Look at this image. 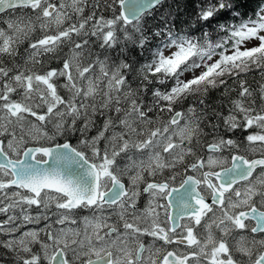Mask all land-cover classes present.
Segmentation results:
<instances>
[{"label": "snow or ice", "instance_id": "6c2138e0", "mask_svg": "<svg viewBox=\"0 0 264 264\" xmlns=\"http://www.w3.org/2000/svg\"><path fill=\"white\" fill-rule=\"evenodd\" d=\"M0 264H264V0H0Z\"/></svg>", "mask_w": 264, "mask_h": 264}]
</instances>
